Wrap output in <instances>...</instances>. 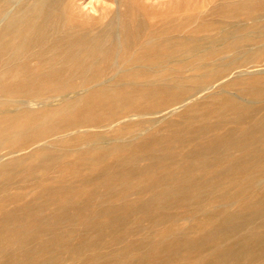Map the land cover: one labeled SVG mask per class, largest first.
<instances>
[{
    "label": "bare ground",
    "instance_id": "1",
    "mask_svg": "<svg viewBox=\"0 0 264 264\" xmlns=\"http://www.w3.org/2000/svg\"><path fill=\"white\" fill-rule=\"evenodd\" d=\"M61 1L25 0L13 12L7 13L3 17L0 16L2 17L0 19V53L8 52L7 57L2 58L0 56V92L12 96L16 91H19L21 94H25L23 97L30 96V98L22 100H15V98L13 99L10 96L7 99L5 97L1 99L0 96V105L15 106V109L12 112L10 111L11 113L4 114L5 116L0 117V232L9 231L12 236L21 240L20 243L24 244L28 239L34 238L38 233L54 231L55 226L59 222L61 223V221L70 217L68 216L70 214L68 208L73 204L72 199L75 195V187L73 184L54 186L53 183L57 182L59 184V181L64 182V180L66 181L65 177L69 175L74 176L84 171L87 177L83 179V183L90 186L98 185L100 182H105L104 184L107 185L106 183L111 181L125 184L124 186H127V183L130 186L129 178L137 176L141 179V177L145 178L148 174L150 176L147 179L152 183V169L155 168V171L156 168L170 170L174 166V163L168 161L171 155L170 144L173 142L186 139L191 140L192 148L190 152L197 159L189 165H179L182 171L180 173H185L186 175L175 177V179L171 178V183H169L170 181L168 182L170 185H164L163 189L152 193L149 202H147L148 200L145 203L140 202L141 204L135 202L136 204H140L143 210L150 206L163 209L168 206L169 199L184 197L190 190L196 192V189H201L200 182L194 178V175H190L192 174L188 169L190 165L194 164L198 168L207 167L208 157L229 158L231 152L234 150L239 153L238 157L242 160L240 163L237 162L235 166L238 169L250 153L264 151V114L259 117H255L254 115V111L258 109V107L254 106L255 103L259 102L261 104L260 108H264V64L258 65L259 62L264 60V0H223L222 2H218V4L216 3L210 6L205 14L199 15L196 18V26L193 29L191 28L190 34L187 35H182L183 24L187 23L192 17H182V13H178L181 17L179 20L172 19L167 23L157 26L151 24L147 26L137 19L135 12L131 11L125 14V12L127 13L126 9L122 12L119 11L118 1L122 0H115L117 9L111 12V20L109 21L110 30L103 31V26L101 25L100 27H91L86 33L80 34L77 31V26L67 23L69 17L66 10L61 6ZM175 1L177 2L178 0ZM81 6L83 5L81 4ZM85 7L83 6V8ZM127 7H129L128 4ZM96 8L93 7L92 11L97 12ZM186 11L188 12V9ZM199 12H202V10ZM169 17L167 18L168 20L171 19ZM189 22H192V20ZM208 28L213 31L216 29V34L210 35L212 33L210 32L209 35L198 36V32L203 29L210 31L207 30ZM186 32L188 33L189 30ZM110 58L113 59V64L110 66L107 65L108 68H105L106 66L102 62ZM184 58L189 59L190 62L184 63L182 69L174 71V69L168 66L173 61H182ZM31 60H34L36 64L30 65L28 62ZM38 69L42 71L39 72ZM184 71H190L192 74L190 73L191 75L189 77H184L182 76ZM106 75L108 76L105 77ZM77 76L86 77L88 82L81 84V86L79 85L82 88L85 87L81 90L83 91L81 94L68 98L64 93H68L69 91L70 94L76 86L67 80ZM228 76L230 77L224 83V87L236 89L241 94L254 100L255 103L253 101L242 102L236 97L226 94L224 92L226 89L224 91L220 90L216 93H210L215 87V83ZM41 87H49L51 92L59 94L56 96L60 97L56 107H50V101L52 102L51 97L41 98L40 95L31 97L33 93H40L39 89ZM203 94L204 99L201 100L202 102L197 101ZM56 97L55 99H57ZM164 103L169 106L167 112L164 111L165 108H158ZM33 105L39 108L34 110L31 107ZM99 107L113 109L117 114L120 113L121 116L113 118L111 115L100 116L98 114H90V111L92 113V111L94 112ZM180 107L186 108L185 111H182L183 113L181 112L180 114L178 112L180 114L178 117L182 119L189 116L190 113L197 111L199 108H202L203 111L199 109V112H197L200 113L202 111L201 116H199L201 117L199 123L196 125L186 124L182 121L181 123H166V127H164L168 129L164 133L162 131V134L158 131L150 130L145 137L142 136L141 138L137 134L138 132L134 135L128 133L131 138L125 141H123L124 138L121 140V136L125 132L123 131L125 126H119L121 123L120 120L124 118L131 120L130 118L132 116L135 117V115L126 114L127 112H131L134 109L152 108V111L148 113L144 112L140 115L144 117L145 114L151 116L159 114L160 118L165 120L164 114L171 115V113ZM212 114H215L213 118L210 117ZM137 120H140V118ZM141 123L140 125L142 126L144 123ZM84 124L89 126L91 130L92 128L119 127L115 129V133L112 135L113 137L108 140L105 135L99 132H85L83 131L84 128H81L83 130L80 131L79 128ZM136 126L139 128L138 125ZM224 126L229 127L224 131L222 130L223 132L215 133L217 129ZM164 127L161 125V129ZM94 129L92 131H95ZM70 130H75V135L72 137H68L70 132L68 135L65 134ZM133 133L135 132L133 131ZM84 140L88 141L85 145L87 143L90 144L85 148L77 145V142L83 141L84 143ZM51 141L52 143H49ZM152 145L155 146L152 147ZM185 146L184 144L183 147ZM26 150V155L21 156L23 154L21 152ZM142 157L148 160V167H137V161ZM54 168H57L56 172L60 176L57 179L48 177L49 171ZM229 168L231 166H226L223 171L227 172ZM217 169L219 170L220 166ZM14 178L16 181H14ZM138 180L137 182L140 181L139 183L141 185L143 181ZM226 181L228 182V180ZM132 182L134 183V181ZM12 184L21 185V187L26 186V184L34 185L31 200L19 205L17 202L25 197L15 193V195H8V189ZM252 184L251 180H248L244 184V187L236 191V194L242 195V191L251 188ZM102 188H99V190ZM131 188H133L132 185ZM113 189L110 191V195H112L111 192ZM31 191L33 190L31 189ZM131 191L130 193H132ZM119 195H122V193ZM139 195L140 191L136 196ZM206 196H210V194ZM256 198L257 200L252 198L250 200H242V204L239 203L242 206L236 212H224L223 224L228 225V228L232 231L243 230L248 227L247 225L249 223L252 224L255 220L264 219V194L260 198ZM224 199L226 201V198ZM120 200L123 201V205L128 203L124 202V198ZM8 202L13 203L14 206L5 208V204ZM132 202L133 200L131 204ZM185 203L187 202L185 201ZM79 204L83 205V203ZM118 205L120 206V203ZM194 206L196 207L197 205ZM44 207L49 209V215L44 214ZM175 207L177 208V206ZM195 207L194 210H196ZM133 208H131L132 211L137 210H133ZM136 208L138 207L136 206ZM218 208L222 209V207ZM102 212L105 214L104 218L106 217V213L109 216L112 212L116 213V216L118 213L115 211ZM118 214L124 218L122 216L124 213L122 215L120 213ZM89 215L91 214H87L86 218L82 220L92 221L93 217ZM207 215L214 216L211 214ZM116 216L115 219L117 218ZM100 217L97 219H101ZM199 217L201 216L199 215ZM144 218L146 217L144 216ZM213 219H216L215 216ZM82 220L80 221L81 223ZM96 221H93L94 224ZM177 221L179 223V220ZM98 223L103 222L98 221ZM112 223H114L113 220ZM170 223L172 224V222ZM72 224L74 225L75 223L71 222ZM81 225L83 226V224ZM57 226L59 227V225ZM112 228L113 230L115 229V227ZM144 228L143 226V230ZM198 228L196 227V229ZM202 228H204V225ZM205 230L207 229L205 228ZM244 231L239 241V249H213L206 254L198 256V258L196 257V264H264V249H246L250 242L264 246V234L256 235L250 229ZM151 232L154 231L151 230ZM226 234L228 233L226 232ZM105 237V240L108 239ZM202 239L207 242H211L214 239L211 229ZM12 240L5 241L4 245L9 246L17 242L16 240ZM165 242L164 244H166ZM106 245L108 244L106 243ZM104 248L106 249V247ZM109 248L105 252H86V250L84 252L68 253L67 261L70 264H140L142 261H148L152 264H181L183 260L189 258L197 250H142L143 248L141 250H135L134 247L129 249V246L120 250H113L114 247L109 250ZM206 248L209 249V247ZM3 250L7 249L5 248ZM51 250L44 249L45 253L37 256V261L33 262V264H53L51 263L53 259L56 260L62 256L59 251L57 252L60 254L57 252L54 253ZM22 256L25 259H29L30 257L26 254ZM1 264H15V262Z\"/></svg>",
    "mask_w": 264,
    "mask_h": 264
},
{
    "label": "rangeland",
    "instance_id": "2",
    "mask_svg": "<svg viewBox=\"0 0 264 264\" xmlns=\"http://www.w3.org/2000/svg\"><path fill=\"white\" fill-rule=\"evenodd\" d=\"M24 1L25 0H21V1L20 0H0V16L3 17L7 13L13 12L16 9V7L18 5H20V4H22ZM76 1L77 0H64V1L62 0L61 1V6L66 10V13L68 14L69 18L67 20V23L77 26L78 33H80V34L86 33L89 28L95 27V26L96 27H98V26L100 27L101 25L103 26L102 27L103 31L111 29V27L109 26V21L111 20V15H112L111 12H114L115 9H117V4L115 3V0H113V1L112 0H104V1L103 0L102 1H100V0H86V1L85 0H80V2H79V0L77 2ZM222 1L223 0H178L176 2L175 0H158V1L157 0H122V1H118L119 5L122 4L120 6L118 5V9L121 12L125 11V9H126L127 13L125 12V14H128L131 11L135 12L137 14V19L140 20L142 23H145V25H147V26H150V24L157 26L159 24L167 23V22L171 21L172 19L179 20L181 18L179 14L182 13L181 14L182 17H184V16L185 17H190V18L192 17V19H190V20H192V22H189L190 21L189 20L187 23L183 24L182 35H187V34H190V31L196 26V22H197L196 18L199 15L205 14V12L207 10H209L210 6H212V5L216 4V3L218 4V2H222ZM226 1H231V0H226ZM80 3L84 7L85 6L86 7L83 8V6H81ZM132 3H134V4H132ZM95 4H96V6H95ZM127 4L129 5V7H127ZM92 6L93 7H97L96 8L97 12H93L92 11V8H93ZM130 6H132V7H130ZM195 8H196V10H195ZM122 9H124V10H122ZM187 9H188V12H190V13H188L186 11ZM190 9H192V11H190ZM200 10H202V12H199ZM196 11H198L199 14ZM173 12H175V13L171 14ZM170 15L171 16L173 15V16L171 17ZM189 15H192V16H189ZM2 17H0V19ZM123 17L125 18V16H123ZM168 17H169V19L170 18L171 19L168 20L167 19ZM124 21H125V19H124ZM3 23H4V21H3ZM184 27H186V28H184ZM204 29L201 30L200 32H198V36L209 35L210 32H212V33H210V35H212V34H216V32H217L216 29H214V31L211 30L210 28L207 29V30H210V31H206ZM188 30H189V32L187 33L186 31H188ZM7 54H8V52H2V53H0V56L2 58H5V57H7ZM188 62H190L189 59L184 58V59H182V61H173L168 66L171 67L172 69H174V71H176V70L182 69L184 63H188ZM28 63L30 65L36 64V62L34 60H31ZM102 63H103V65L106 66L105 68H108V66L113 64V59L110 58V59H108V60H106L105 62H102ZM176 63H177V65H176ZM260 64H264V60H262L261 62L258 63V65H260ZM175 65L179 66V67H176ZM38 70H39V72L42 71L41 69H38ZM156 70H158V69H156ZM190 73H191L190 71H184L182 76L189 77L192 74V73L191 74ZM108 75H106L105 77H107ZM230 76H228L225 79L223 78L219 82L215 83V87L213 88L215 91L212 89L210 91V93H216V92H218L220 90L224 91L226 89L224 91L226 94H230L231 96L236 97L238 100H240L242 102L253 101L255 103L254 100H252L251 98L241 94L236 89L224 87V83L226 82V80ZM67 81L70 82V83H73L76 86L74 91L70 92V94H69V91H68V93L67 92L64 93V95L66 97H68V98L74 97L77 94H81L83 92L81 90H83L85 88V87H83V88L80 87L81 84H85L86 82H88L86 80V77L83 78L82 76H80V77L79 76L71 77ZM39 90H40V93H33L32 95L30 94L31 97L38 96V95H40L41 98H43V97H47V98L49 97L50 98L51 97L52 102L50 101V107H56L58 105V103H59L58 99L60 98L59 96L56 97L57 95H59L58 93L51 92L49 87H41ZM51 94H52V96H51ZM204 94L201 95L200 96L201 98L199 97L197 99V101L200 102L202 99H204L203 98ZM24 95L25 94H21L19 91H16L15 94H12V96H10V94L8 95V94H6L4 92H0L1 99L4 98V97L7 99V97H9V96L12 97L13 99L15 98V100H22V99L30 98V96L23 97ZM55 97L57 99H55ZM53 98H54V100H53ZM167 105L168 104L164 103V104H161L160 107H158V108H160V109L165 108L164 111L167 112L169 110V106H167ZM9 106H11V105H9ZM9 106L0 105V113H2V114H0V117L11 113L15 109V106H11V107H9ZM254 106L258 107V109H256L254 111L255 112V114H254L255 117H259L260 115L264 114V108H262V109L260 108L261 104L259 102L255 103ZM31 107L34 110H37L39 108V107L37 108L36 105H33ZM160 109H158V110H160ZM185 109H186L185 107H180V108H178V110H176L175 112L171 113V115L164 114L163 116L165 117V120L164 119L162 120L160 118L159 114L152 115V116L145 114L146 117L144 115H143L144 117H142L140 115L141 113H144V112L148 113V112L152 111V108H148V109L147 108L146 109H134L133 110V111H135L134 113H133V111L127 112L126 114L135 115V117L132 116V118H130L131 120H129L128 118H124V119L120 120L121 123L119 124V126L120 127H122V126L124 127L125 126L123 131L126 132V133L123 132V135L121 136V140H123V138H124L123 141L129 140V138H131L129 134H133L134 135L137 132H138L137 134H139L141 136V138H142V136L145 137L147 135V132L150 131V130L158 131L160 134H162V133L166 132L167 129H168V128H165L166 127L165 126L166 123H181V121L185 122L186 124H190V125H192V124L196 125L197 123H199V121L201 120V117H199V116H201V112L203 111V109L199 108V109L202 110V111H200V113H197V112H199V109H198L197 111H194V112L190 113L189 116H187V117H185L183 119L178 117L181 114L182 111H185ZM164 111H163V113H165ZM3 112H5V113H3ZM90 114H98L100 116H110L111 115L113 118L121 116V114L120 113L117 114V112H115V110L110 109V108H105V107L104 108L103 107L96 108L94 110V112L92 111V113H91V111H90ZM158 116H159V118H157ZM214 116H215V114L210 115L211 118H213ZM139 118H140V120H137ZM142 119H144V120H142ZM132 120H134V121H132ZM148 120H150V121H148ZM135 121H136V123H135ZM147 121L149 122L148 125H147V123H148ZM141 122L144 123V124H142ZM145 122H147V123H145ZM140 123L142 124V126L140 125ZM136 125H138L139 128H137ZM161 125H162V127H164V126L165 127L161 129ZM119 126H114V127H109V128L106 127V128H100V129L99 128H95V129L92 128V130L93 129L95 130V131H92L89 128V126H86L84 124V125H82V127L79 128V130L82 131L83 129H81V128H84L83 131H85V132H87V131L89 133H94V132L98 133L99 132L100 134L105 135L106 139L110 140L113 137L112 135L115 133V129H117ZM140 126H141V128H140ZM86 127H88L90 130L88 128H86ZM227 127H229V126H224V127L220 128V129H217L215 131V133L223 132L224 130L227 129ZM103 129H105V130H103ZM127 129H128V131H127ZM131 129H133V130L131 131ZM142 129H144V130H142ZM133 131L135 133H133ZM69 132H70L71 135L69 134L68 137H72V136L75 135L74 134L75 130H70V131H68L65 134L68 135ZM86 142H88V141L84 140V143H83V141H80V142H77V145L80 146V147L83 146L81 148H85L88 144H90V143H87L85 145ZM49 143H52V141L49 142ZM184 144L186 145L185 147H183ZM170 145H171L170 154L172 155V157L170 155V158L168 159V161L174 163V166L171 167L170 170H166V169L162 170V169L156 168V171H155V168L152 169L153 170V172H152V183H151V181L149 182V180L147 179L150 176L148 174L147 176H145L146 179L144 177H141V179H139L137 176L129 178L128 180L130 181V184L132 185L133 188H131V185L128 186L129 184H127V183H126L127 186H124L125 184H121L119 182H114V181L107 182L106 183L107 185L104 184L105 182H103V183L100 182V183H98V185L95 183L96 185H91L90 186V185H85L83 183V179H85L87 177V175H86V173L84 171L83 172H79V173H77L74 176L73 175L72 176H70V175L66 176L65 177L66 181L65 180H64V182L59 181L58 182L59 184H57V182H54L53 183L54 186H57V185L66 186L68 184H71V185L73 184L74 187H75V195L73 196V199H72L73 200V204L68 208V210L70 211V214L68 216H70V217L66 218L64 221H61V223L59 222V224H57V225H59V227L56 225L55 226V230L52 231V232H49L50 234L48 232L47 233H38L34 238L28 239L24 244L20 243L21 240H18V238H15L14 236H12L11 232H9V231L8 232H0V264L1 263H7V262H13V263L15 262V264H33V262L37 261V258H38L37 256H40L41 253H45L44 249H49V250L52 249L51 251H53L54 253H56L57 251H59L61 253L60 254L59 252H57L58 254H60L62 256L58 257L56 259L57 261L55 259H53V261H51V263H53V264H62V263L63 264H70V262L67 261L68 253L84 252L86 250H87L86 252H88V251H91V252L92 251L105 252V251H108L107 249L109 247H111V248L114 247V249L112 248L113 250H116V249L120 250V249H123V248L125 249L126 246H129V249L134 247L135 250L136 249L141 250L142 248H143L142 250H144V249H147V250L148 249H197L196 252L191 254L189 258H186L188 261L185 259L181 263V264H183V262H184V264L185 263L186 264H188V263L196 264L195 259H197L198 256L206 254L208 251H212L213 249H235V248L239 249V246H240L239 245V241L242 238L241 235H243V233L245 232L244 230H249L250 229L253 232H255L256 235L264 234V219L255 220L252 224L249 223L247 225L248 227L246 229H243V230H233L232 231L231 229L228 228V225L223 224L224 223L223 222L224 221L223 220V217H224L223 214H225L226 212L231 213V212L238 211V209L242 206L241 205L242 204V200H246V199L250 200L251 198L257 200L256 197L260 198L261 195L264 194V157H262V156H264V151H260L258 153H256V152L250 153V155H248V157H246L247 160L245 158L244 161H243L244 163L242 162L241 163V167L238 168V169L235 168V166L237 165V162L240 163L242 160L238 157L239 153L237 151H234V150L231 152V155L229 157L230 159L229 158L208 157L209 159H207L208 160V166L207 167L198 168V167L194 166V164L190 165L189 166L190 168H188L189 171L192 172V174H190V175H192V176L194 175V178L197 179L198 182H200V185L202 186L201 189H196V192H192V190H190L187 193V195L184 196V197H180V198H177V199H169L168 206H166L163 209H158L156 206H152V207L150 206L147 209L143 210V207L140 204L141 203H145L147 200H148L147 202H149L150 201V196L152 195V193L160 191L161 189H163L164 185H167V184L170 185L169 183H171V181H170L171 178L175 179V177H182V176L186 175L185 173H180L182 171H181V167H179V165L180 166H182L183 164L184 165H187V164L189 165L190 163H193L197 159V157L194 156V154H192L190 152L191 148H192L191 140L189 141V140L186 139V140H182V141H178V142H173ZM153 146H155V145H152V147ZM176 152H177V154H175ZM21 153H23V154H21V156L26 155L27 150L23 151ZM174 154L178 155V156H175ZM211 159H212V161H211ZM218 159L221 162H219ZM235 159H236V161H235ZM188 160H191V161L188 162ZM146 166L148 167V160L147 159L145 160L143 157L139 158L138 161H137V167L144 168ZM219 166H220V169L218 170L217 168H219ZM226 166L227 167L231 166V168L228 169L229 171H227V172L225 171L224 172L223 170L225 169ZM57 168H54V169L50 170L48 177H52L53 179H57L58 176H59L58 173L56 172ZM172 168H173V170H172ZM179 169H180V171H179ZM232 169H234V170H232ZM177 170L179 171V173H178ZM253 173H255V174L253 175ZM201 175H202V178H201ZM203 175H204V177H203ZM205 175H207V176H205ZM192 176H190V177H192ZM230 176L231 177L233 176V178H231ZM197 177H200V178H197ZM223 177H225V178H223ZM136 178H138L139 180L143 181V182H141L142 186L139 183L140 181L138 179H136ZM222 178L224 180L225 179L228 180V182H230V183H228L226 180H225L226 181L225 182ZM242 178H244L245 181H244V179L242 180ZM137 180L139 182H137ZM248 180H251V182L253 183L252 187L249 188L248 190L242 191L243 192V193L241 192L242 195H237L236 191L239 190L240 188L244 187L245 186L244 184ZM14 181H16L15 178H14ZM129 181H128V183H129ZM132 181H134V183ZM116 183H117V185H116ZM235 183H236V185L237 184L238 185L236 186ZM79 184H81V185H79ZM118 184H119L120 187L118 186ZM104 185H105L106 189L104 188ZM100 186H102L104 189L102 187H100ZM136 186H138V187H136ZM107 187H109V188H107ZM99 188H102V189L99 190ZM134 188H136V189H134ZM138 188H140V189H138ZM31 189L33 191H31ZM95 189H96V191H95ZM112 189H113V191L116 190L115 191L116 193L112 191L111 192L112 195H110L109 193H110V191ZM101 190H103L105 193L103 191H101ZM138 190L140 191V195L136 196V195H138V192H139ZM130 191L132 193H130ZM33 192H34V185L26 184V186L21 187V185L12 184V186L8 189V193L7 194L8 195H15V194L23 195V197H25V198H22V200L17 202L20 205L21 203L25 204L28 201H30L31 200V195H32ZM205 192H209V193H205ZM113 193H115V194H113ZM120 193H122V195L123 194H125V195L124 196L119 195ZM208 194H210V196H206ZM216 195L217 196L220 195V196L217 197ZM91 196L93 197V199H92ZM119 196H120V198H119ZM89 197H91V198H89ZM134 197H136L138 201L136 200V198L134 199ZM123 198H124V202L125 203L128 202L127 204H124V205L122 204L123 201L120 200V199H123ZM224 198H226V201H225ZM128 199H129V201H128ZM189 199H191V200H189ZM77 200H79L78 201L79 203H83V205L79 204L77 202ZM132 200H133V202L131 204ZM207 200H208L209 204H208ZM94 201H96V202H94ZM110 201H112L114 203H112ZM117 201H118V204L120 203V206L117 204ZM185 201L187 203H185ZM129 202H130V204H129ZM135 202H139V203L141 202V203L140 204H138V203L136 204ZM108 203H111V204H108ZM239 203H241V204H239ZM5 205H6L5 208H11L12 206H14L13 203H9V202L6 203ZM95 205H97V206H95ZM111 205H114V206H111ZM194 205H197V206L195 207ZM136 206L138 208H136ZM175 206H177V208ZM88 207H89V209H88ZM123 207L126 208V209H124ZM133 207H135V208H133ZM194 207L196 208V210H194ZM218 207H222V209H219ZM120 208H122V209H120ZM131 208H133V210H135V209H137V210L132 211ZM183 208L186 209V210H184ZM217 208H218V212H217ZM116 209H117V211H116ZM213 209H215V210H213ZM102 211H105V212L106 211H115V212L120 213V215H122V213H124L122 215V216H124V218L120 217L118 213H117V216H116L115 215L116 213H114V212H112V214H110V216L113 215V216H111L113 218H111L107 213H106V217L107 216H109V217H107V218L105 217L104 218L105 214H103L104 212H102ZM43 212H44V214H48L49 213V209L47 207H44L43 208ZM191 212H193L194 214L191 213ZM96 213H97V215H96ZM136 213H138V214H136ZM87 214H91L89 216L93 217L92 221L82 220V219L86 218ZM207 214L214 215L216 219H213L214 216H210V215H207ZM102 215H103V218H102ZM131 215H133V216L131 217ZM196 215H197L198 219H196L197 218ZM199 215L201 217H199ZM204 215H205V218H204ZM115 216L117 217L116 219H115ZM144 216L146 218H144ZM99 217L101 219H97ZM183 219H186L187 221L183 220ZM81 220H82V223L80 222ZM95 220H97L95 222L96 225L93 222ZM112 220L114 221L115 224L112 223ZM174 220H175V222H174ZM177 220H179L180 225H179ZM98 221H101L103 223L99 224ZM199 221H200V223H199ZM71 222L72 223L74 222L75 224L74 225L72 224L73 225L72 226ZM90 222H91L92 225L89 224ZM170 222H172V224ZM181 222H183V223H181ZM193 222L196 223V224H194ZM217 222H218V224H217ZM81 224H83V226ZM111 224H113V225H111ZM119 224H122V225H119ZM203 225H204V228H202ZM79 226H81V227H79ZM143 226L145 227L144 230H143ZM259 226H260V228H259ZM90 227L92 228L93 232H92V230H90L91 229ZM112 227H115V229L113 230ZM135 227H137V228L142 227V228H139L140 230L139 229L137 230V228H135ZM196 227L197 228L199 227V228L196 229ZM81 228H82V230H81ZM101 228H103V229H101ZM205 228L207 230H205ZM258 228H259V230H258ZM72 229H73V231H72ZM97 229H99V230H97ZM201 229H203L202 232H201ZM210 229L213 232L214 239L211 240V242L209 241L210 242L209 243L207 241H203L202 238L204 237V235L207 232L210 231ZM151 230H153L154 232H151ZM166 230L168 232L169 231L170 232L168 233ZM189 231H190V233H189ZM226 232L228 234H226ZM3 233H4V235H3ZM93 233H95V234H93ZM152 233L153 234L155 233V234L153 235ZM188 233L190 234V236H189ZM161 234H162V236H161ZM163 234H165V235H163ZM103 235H104V237L106 236L105 238H108V239L105 240ZM93 236L95 238L96 237L97 238L95 239ZM153 236H154V238H153ZM193 236L194 237L196 236V238H194ZM87 237H88V239H87ZM89 237H90V239H89ZM91 237H92V240H91ZM136 238H138V239H136ZM169 238H171V239H169ZM181 238H182V240H180ZM12 239L16 240L17 242L15 241L16 242L15 244H12V245H9V246H5L4 245L5 241L12 240ZM195 239H196V242H195ZM92 241L93 242L97 241V242L93 243ZM134 241H136V242H134ZM175 241H176V244H175ZM187 241H188V244H187ZM89 242H91V243H89ZM99 242H100L101 245L99 244ZM113 242H115V243H113ZM153 242H155V243H153ZM156 242H157V244H156ZM164 242L166 244H164ZM34 243H36V244H34ZM106 243L108 245H106ZM119 243H122V244H119ZM123 243H124V245H123ZM168 243H169V245H168ZM250 243L248 244V247L246 249H251V248L252 249H264V246H259L258 244H254L253 242H250ZM50 244H52V245H50ZM97 244H99V245H97ZM109 244H111V245H109ZM161 245H164V246H161ZM232 245H233V247H232ZM168 246H170V247H168ZM104 247H106V249ZM206 247H209V249L206 248ZM5 248L7 250H3ZM94 248H96V249H94ZM100 248H102V249H100ZM111 248H109V250H111ZM79 249H80V251H79ZM127 249H128V247H127ZM197 253H200V254H197ZM24 254L30 256L29 259H25L22 256ZM190 259H193V260H190ZM146 263L147 264H152V263H149L148 261L140 262V264H146ZM164 264H169V263H164ZM170 264H176V263H170ZM178 264H180V263H178ZM252 264H256V263H252Z\"/></svg>",
    "mask_w": 264,
    "mask_h": 264
}]
</instances>
